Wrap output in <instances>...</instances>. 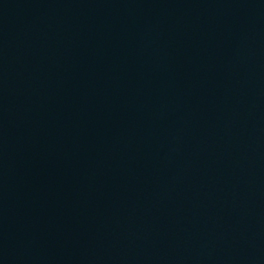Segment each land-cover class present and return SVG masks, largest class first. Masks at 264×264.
<instances>
[{
	"label": "water",
	"instance_id": "95a60500",
	"mask_svg": "<svg viewBox=\"0 0 264 264\" xmlns=\"http://www.w3.org/2000/svg\"><path fill=\"white\" fill-rule=\"evenodd\" d=\"M0 264H264V0H0Z\"/></svg>",
	"mask_w": 264,
	"mask_h": 264
}]
</instances>
